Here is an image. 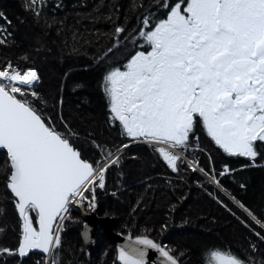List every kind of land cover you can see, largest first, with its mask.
Returning <instances> with one entry per match:
<instances>
[{
  "label": "snow or ice",
  "instance_id": "1",
  "mask_svg": "<svg viewBox=\"0 0 264 264\" xmlns=\"http://www.w3.org/2000/svg\"><path fill=\"white\" fill-rule=\"evenodd\" d=\"M138 7L143 11L135 34L115 28L113 46L130 38L137 50L103 75L107 123L130 141L152 145L172 172L186 165L217 187V177L235 169L225 163L218 173L206 172L198 161L187 160L189 149L199 144L198 132L226 156L245 158L246 168L264 161V0H151ZM26 8L39 18L43 0H27ZM0 21L11 25L3 11ZM10 35L0 30V46ZM39 80L35 67L11 60L0 64V149L7 157L3 180L17 214L16 246L0 247V256L23 258L39 250L45 256L41 264H60L62 225L70 207L87 200L95 208V190L105 188L106 173L120 164L122 149L129 145L113 151L93 139L90 147L100 159L88 155L62 114L61 127L46 114ZM236 203L264 229V219ZM6 228V222L0 223V234ZM255 235L264 242L261 232ZM250 247L256 250L255 244ZM149 250L159 253L161 264H181L182 254L144 234H130L118 260L149 264ZM205 264L252 261L213 248Z\"/></svg>",
  "mask_w": 264,
  "mask_h": 264
},
{
  "label": "trees",
  "instance_id": "2",
  "mask_svg": "<svg viewBox=\"0 0 264 264\" xmlns=\"http://www.w3.org/2000/svg\"><path fill=\"white\" fill-rule=\"evenodd\" d=\"M147 1L149 0H43V8L40 11L39 18H37L26 8L27 0H0V11H3L11 21V25H5L3 21H0V30H6L11 33L8 37V43L0 46V52L1 49L5 51L3 57L0 54V64L11 60L13 64H26L27 66H31L34 65L31 59H42L44 57L39 55L41 51H43V54H55L56 59L61 58L62 61L66 60L63 64L65 70L63 78L58 76L56 73L57 70L49 73V79L59 78V84L55 91L51 89L53 92H49V90V94H46L41 90V86L39 84L37 85V91L48 102L45 108L46 114L53 117L58 127H61L58 113L62 114L64 118L63 122L67 125L68 122L71 124V118V126L77 127L76 133L79 130L84 131L96 143L103 144L106 148L115 151V147L124 143L116 144L104 132L100 80L102 72L108 63L103 58V54L111 48L109 44L113 37L115 25L132 26L138 24V18L141 15V8L138 5L142 3L146 5L148 3ZM37 32L39 33L38 38L36 36ZM23 37L28 39L29 45H31V47L28 46V53H30L27 56L21 51ZM37 47H41L42 49L39 51ZM25 57H27V61H25ZM61 99L63 101L62 106L58 104V101ZM97 118H100L99 124H97ZM61 130L63 129L61 128ZM89 152L94 154L96 159L100 158L92 148ZM6 161L2 166L0 162V178L2 172V180H0L1 186H3V172L6 168ZM120 169H126L128 171L138 169L133 162L130 151L122 152L120 164L110 167L106 174L105 188H97L95 192L104 190L107 193L115 194V191L118 189V178L121 176ZM136 173L139 174L136 176L139 179L136 181L138 183L134 185L136 191L135 200L133 202L130 200L127 202L128 204L130 203L131 212L129 211L127 217L117 226L119 232H126L128 230V225L131 224V219L133 221L135 209L142 203V198L145 199V203L143 204L146 205L148 202V200L146 201V196L149 193L150 197L154 194V192L148 191L155 184L150 181V177H144L140 170H137ZM231 179L230 181L233 182H229V184L234 193L246 204L254 205V201L260 195L262 185L264 184V173L256 170L236 172ZM241 184H244L245 187L241 188ZM3 190L5 189L3 188ZM5 191L0 196V223L6 222L7 228L6 233L0 234V247H15L17 243V214L14 211L10 194L7 191L5 193ZM160 193L162 198L157 202V205L163 211L168 205L172 207L176 203H172V201L176 199L175 195L177 193L181 197L187 196V191H165ZM203 194L205 193L197 192L195 194L196 196L190 200V205L185 207L186 216H184V220L191 221L192 223L197 222L199 221L198 215L201 214L206 215V218L209 216L211 218L213 215L214 217L208 222L213 226H216L218 223H223V220L226 222L227 220L225 218L227 217L224 216L222 208L206 199ZM150 202L152 201L148 203ZM173 209H176V207H173ZM80 214L79 209L73 208L69 219L62 225L61 247L58 254L60 264H93V260L97 264H118L114 251L115 248L112 249L114 242L110 240L101 250L92 254L91 260L85 255L81 234L76 236L72 246L66 244V239L63 238L65 236V230H67L65 227L69 226V223L75 224L76 222L73 218ZM182 216L180 217L178 215L177 218L168 216L167 219H160L154 216L156 220L153 218V220L146 221V228L140 230L135 226L133 231L136 234H149L154 236L152 234L153 230H161L162 233L165 230L167 232L169 228L177 230L171 224L180 223L178 219H182ZM213 219H215L214 222L212 221ZM162 225H167V227L162 229ZM224 232H230L234 236L240 232V228L237 224L229 220L228 230L225 229ZM172 233L165 235L161 240L160 238L158 239L160 241L164 240L163 243L168 249L182 254L180 255L181 264H205L207 254L210 250L213 248L223 250V240L220 241L212 237H199L198 234H195V236L189 235L187 238L185 237V242L175 244L174 242H177V239ZM210 240L214 244H220V246L211 245L202 247V244L205 245ZM77 245L80 246L84 254L81 258L71 256V251L76 250L75 246ZM1 259L2 256H0ZM44 259V255L36 254V256L33 255L27 258V260H24L22 264H41ZM7 264H18V262L13 261Z\"/></svg>",
  "mask_w": 264,
  "mask_h": 264
},
{
  "label": "flooded vegetation",
  "instance_id": "3",
  "mask_svg": "<svg viewBox=\"0 0 264 264\" xmlns=\"http://www.w3.org/2000/svg\"><path fill=\"white\" fill-rule=\"evenodd\" d=\"M147 2L148 3L145 5V7L151 4V0ZM142 11L143 9H141L140 13H142ZM157 14L159 15L160 13ZM117 26H122V25L116 24L115 28ZM124 27L130 33L135 34V30L139 27V23L132 26L127 25ZM114 34H115V30L113 31V37L109 44V46L112 48V51L111 52L107 51L103 54V58L108 63L102 72V76L100 80V90L102 93V102H103V115H102L103 127L106 136L110 140H112L116 144L124 143L129 145L128 148L122 149V152L130 151L133 162L138 168L142 163L146 161H152V160L155 161V164H153L154 163L153 162L151 163L152 165L150 164L151 166L149 165V167L147 168L148 171L147 176L150 177V181L155 184H153L148 190L154 192V194L151 195V197L149 196L150 193L146 196V201L148 200V202L149 201L152 202L150 203L147 202L146 205H152V206L157 205L158 204L157 202H159V200L162 198L160 192L187 191L188 193L190 191V192H194L195 194L197 192L200 193L204 192L205 194L203 195L205 196L206 199H208L211 202H214L215 205L222 208L224 216L227 217L225 218L227 220L226 222L225 220H223V224L225 223V227H226L225 229L228 230L229 220L237 224V226L240 228V232L234 236L231 235L230 232H224L223 250H229L232 253L238 255L242 259H250L252 261V264H264V242L260 241L255 235L256 232H261V234L264 235V229H262L260 225L256 224L255 221H251L250 217L247 215L244 209L240 208L236 202L234 203L233 201L227 200L225 197H223V195L222 198H220L216 192H213L214 184H212L210 180H208L202 173L193 172L191 169L187 168L186 165H182L180 167L179 173L172 172L171 169L168 168L166 162L163 160V157L157 151H154L152 145L148 143H144L142 141H135V142L130 141L128 138H125L120 134V130L118 126H114V125L110 126L107 123L108 109L106 107L107 101L104 97L103 87H102L103 75L105 74L108 66L110 65L122 66L127 62V59L129 58V54L137 50V48H135L133 44L130 42V38L126 40H121L118 48L114 47L113 46ZM106 53L107 55H105ZM96 120H97V124H99L100 118H97ZM70 122L72 124L71 118H70ZM71 124L68 122V127L75 132L77 127L76 126L72 127ZM81 129L84 130L83 128ZM76 134H77L76 139L78 143L84 148L85 152L88 155L94 156L96 158L94 154H91V152H89L91 149L90 145L93 140L91 139L92 137H89L88 133L86 134L84 131H80V130ZM197 135L200 138L199 144L198 145L193 144V146L189 149L188 153L186 154V158L188 160L198 161L199 166L203 167L206 172L215 169V171L218 173L223 168L225 163H227L230 168L235 169V171H233L230 175L226 174L224 176H218L220 177V183L222 189L224 190L223 194H225L230 200L239 201V203L243 204L245 208L251 210L253 214L257 217V219H264V184L262 185L260 195L258 196L257 200L254 201V205L246 204L238 195L234 193L232 187L229 184V182H233L230 181V179L231 177H234V173L236 172H249L251 170L253 171L256 170L264 173V161L258 160L256 166L246 168L244 167V165L249 162L245 158L228 157L226 156V154H223L221 151H218L216 149L215 145L210 141V138L207 137L206 134H204L203 132H198ZM161 147H166V146L161 145ZM209 157H211V159H209ZM217 192L221 195L219 191ZM85 195L90 196L87 195V193H85ZM95 195H96V201H95L94 209L88 207L87 200L83 202L85 212L79 215L80 220L76 222V223L79 222L80 224L79 227L85 224L84 217L97 218L98 214L106 213L107 209L105 208L106 206L105 204H107V202L111 200L112 197L113 199L116 198L114 194L107 193L104 190L95 192ZM195 196L196 195H194L193 197ZM175 197H173L175 200H173L172 203L173 202L178 203V197L176 195ZM183 197L186 198L187 196H183ZM183 197L181 201L184 200ZM193 197L191 196V199ZM144 200L145 199L142 198V204L145 203ZM80 205L82 206V204ZM177 205L174 204L172 205V207H177ZM189 205H190V201L187 200L183 206H189ZM97 230L95 233V238L97 242L95 248L88 251L83 241V246L85 248V255L86 257H88L89 260H91L92 254L94 253V251L97 249L98 246L99 234ZM119 233L123 234L124 232H119ZM81 237H82V233H81ZM159 242L163 243V241H159ZM251 244L256 245L255 251H253L252 248L250 247ZM113 248H115L114 251L117 257V250L115 243L112 246V249ZM36 254H41V253H31L28 257H25L23 259L17 257L16 261L18 262V264H22L24 260H27V258L33 255L36 256ZM71 256H77L75 250L71 251ZM83 256L84 254L81 250L80 255L78 254L77 257L81 258Z\"/></svg>",
  "mask_w": 264,
  "mask_h": 264
},
{
  "label": "rangeland",
  "instance_id": "4",
  "mask_svg": "<svg viewBox=\"0 0 264 264\" xmlns=\"http://www.w3.org/2000/svg\"><path fill=\"white\" fill-rule=\"evenodd\" d=\"M36 36H37V38L39 37V33L38 32H37ZM22 40H23V42H22L23 45H21V51H22V53H25V55L27 56L30 53V52L28 53V46L31 47V45H29L28 39H26L25 37H23ZM41 49H42L41 47H37V50L40 51ZM0 54L3 57L4 54H5V51H3V49H1ZM39 55L44 56L42 58L43 60L39 59V58L31 59L32 62L34 63V65H31L30 67H35L37 69L38 74L40 76V80L38 81L37 85L39 84L41 86V90L47 94L49 90H50L49 92H53L51 89H54V91H55L57 89V87H58V84H59V78L58 79H56V78L55 79H51V78L49 79L48 78L49 73L51 71H56L57 70L56 73L58 74V76L60 78H63V76L65 74V70L63 68V64H64V61H66V60L62 61L61 58L60 59L58 58L59 59L58 60L54 56L55 54H53V55H49L47 53L43 54V51L39 52ZM59 61H62V62H59ZM56 62H57V64H55ZM59 63H62V64H59ZM57 67H59V68L57 69ZM6 160H7V157H6L5 152L1 151V154H0L1 166L3 165V163ZM151 163L155 164V161H153V160L152 161H146V162L142 163L139 166L138 169H135V171H128L126 169H120L121 176H119V178H118V185H117L118 189L115 191V194H114L116 196V198L113 199V197H112L111 200H109L107 202V204H105L106 205L105 208L107 209L106 213H102V214H98L97 215V218H100V219H103V220H106V221H113L112 222V232L113 233L115 231L119 232L117 230V226L119 225V223H121L124 220L125 217H127V214L130 211V209H131L130 203L128 204L127 202L129 200L131 202H133L135 200V196H136L135 192L136 191L134 189V185L136 183H138L136 181L139 179L138 177H136L137 176L136 171L140 170L141 173H143L144 177L147 176L148 175L147 168L149 167V165ZM217 178L220 181V177H217ZM0 180H2V172H1ZM2 185L3 186H1V184H0V186H1L0 187V196H2V192L6 190V188L4 187V181H3ZM3 188L5 190H3ZM6 191H5V193H6ZM217 191H219L221 193V195ZM213 192H216L220 198H222V195H223V197H225L227 200L233 201L234 203L236 202L234 200L228 199V197L225 194H223L224 190L222 189L221 183H220V187H217L214 184ZM87 195H90V194L87 193ZM194 195H195L194 192H190L189 191L187 193V197L186 198L183 197L184 200L181 201L182 197H181V195L179 193H177L176 196L178 197V203H175V204L176 205L178 204V205L176 207V210L173 209V207H170L169 205L163 211V209H161V207L159 205L152 206V205H144V204L140 203V205L137 206V208L135 209V212H134V217L135 218L133 217V221L131 219L132 222L130 221L131 224L128 225V230H126V232H124L123 234L131 233L134 236L141 235V234L134 233L133 230H134L135 226H137L138 229L142 230V229L146 228V226H145L146 225V221L153 220V218H155V217L156 218L159 217L160 219H165V218L167 219L168 216H172V217L174 216V217L177 218L178 215L181 217L182 214H183L182 219L181 218H180V220L178 219V222H180V223H172L171 224L177 230H175L174 228H169V230L167 232L165 230L164 233H162L161 230L160 231L153 230L152 234L154 236L149 235V234H144V235H148L150 237H153L154 239H156L159 242L162 238H164L165 235H167V234L170 235V233L174 232V233H172V235H174V237L177 239V242H174L175 244H179V242H185L186 238L189 235L195 236V234H198L199 237H205V238L206 237L207 238L208 237H212V238H217L220 241L224 240L223 239L224 230L226 228L225 227V223L224 224L223 223H218V224H216V226L210 225L208 223L209 220L214 217L213 215L211 216V218H210V216L208 218H206L205 217L206 215H201L200 214V215H198V218H199L198 220L199 221L194 222V223H192L191 221L188 222V221L184 220V218H185L184 216H186L185 215V211H186L185 207L186 206H183V205L185 204V202L187 200L190 201L191 200V196L193 197ZM89 198H90V196H89ZM72 207L69 210V212L67 213V215L69 217H70V214L73 211V208L79 209L81 213L85 212V208H84L83 204H82V206L80 204H77L73 208ZM187 215H190V214H187ZM79 218H80V216H75L73 219H75V222H77V221L80 220ZM156 218H155V220H156ZM250 219H251V217H250ZM214 220L215 219H213L212 221H214ZM251 221H252V219H251ZM65 222L66 221H64L63 223H65ZM83 227H84V225L79 227V222L75 223V224H70L69 223V226L65 227V229L67 228V230H65V236H63V238L66 239L65 241H66L67 245H71L72 246V244H74L76 236L80 235L83 232V229H84ZM97 229H98L97 231H98V234H99V236H98L99 238H98V246H97V249L94 251V253H97L99 250H101L107 244V240L108 241L110 240L107 237V235L105 233V229H104L103 226L100 225L99 227H97ZM158 238H160V240ZM61 239H62V232H61ZM95 240H96V238H95ZM163 245H165V244L163 243ZM211 245L220 246V244H214V242H212L210 240L209 243H205V245L202 244V247L211 246ZM9 247L13 248L11 246H9ZM75 247H76L75 252H76V254L78 256V254L80 255L81 250H80L78 245L75 246ZM16 260H17V257H15V256H12V257H10V256H2V259L0 260V264H7L8 262H13V261H16ZM92 263L93 264H97V262L94 261V260L92 261Z\"/></svg>",
  "mask_w": 264,
  "mask_h": 264
},
{
  "label": "water",
  "instance_id": "5",
  "mask_svg": "<svg viewBox=\"0 0 264 264\" xmlns=\"http://www.w3.org/2000/svg\"><path fill=\"white\" fill-rule=\"evenodd\" d=\"M0 150L5 152V150H2V149H0ZM84 218H85V224H84V229L82 232V239L85 243L87 250L90 251L93 248H95V246H96V240L94 238L95 233H96L97 227L101 225L104 227L107 237L112 242H114L116 244V250H117L116 261L118 264H120V261L118 260L119 247L121 245L127 243V237L131 233L122 234V233H119L117 231H115L113 233L112 232V222L113 221H106V220H103L100 218H93V217H84ZM131 235L133 236V238H135V236L133 234H131ZM150 238L154 239L153 237H150ZM154 240L156 242H158L156 239H154ZM159 243H162V242H159ZM31 253H40V252H39V250H33L26 257H28ZM42 255H44V254H42ZM23 258H25V257H23ZM147 259L149 261V264H161V261L163 258L160 257L159 253H157L155 250H149Z\"/></svg>",
  "mask_w": 264,
  "mask_h": 264
},
{
  "label": "built area",
  "instance_id": "6",
  "mask_svg": "<svg viewBox=\"0 0 264 264\" xmlns=\"http://www.w3.org/2000/svg\"><path fill=\"white\" fill-rule=\"evenodd\" d=\"M71 208V207H70ZM70 210V209H69Z\"/></svg>",
  "mask_w": 264,
  "mask_h": 264
},
{
  "label": "bare ground",
  "instance_id": "7",
  "mask_svg": "<svg viewBox=\"0 0 264 264\" xmlns=\"http://www.w3.org/2000/svg\"><path fill=\"white\" fill-rule=\"evenodd\" d=\"M75 205V204H74Z\"/></svg>",
  "mask_w": 264,
  "mask_h": 264
}]
</instances>
